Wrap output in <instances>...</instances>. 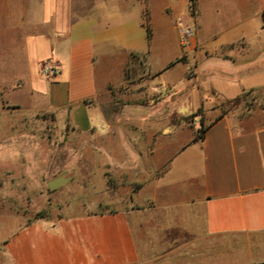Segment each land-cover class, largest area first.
<instances>
[{
  "label": "crops",
  "instance_id": "obj_1",
  "mask_svg": "<svg viewBox=\"0 0 264 264\" xmlns=\"http://www.w3.org/2000/svg\"><path fill=\"white\" fill-rule=\"evenodd\" d=\"M48 1L41 0V18L32 11L25 41L17 31L15 45L31 74L17 78L13 89L21 80L40 110L78 133L104 127L112 138L106 145L111 164L134 157L133 150L153 149L154 164L165 169L121 198L107 185L110 197L98 203L105 209L50 221L51 227L0 215V264H225L227 248L243 244L240 263L264 260V106L244 118L221 113L199 140L172 121L248 91L264 103V42L255 40L249 16L256 5L264 36V0H196L194 15L190 0H181L179 12L167 6L163 23L174 25L175 35L164 44L154 41L149 0H136L144 4L139 21L128 14L129 0ZM179 21L192 32L186 44ZM43 45L49 50L41 56ZM43 61L59 66L55 78L43 77ZM180 65L186 67L177 84L170 75ZM130 70L150 74L169 93L151 108L105 109L130 81Z\"/></svg>",
  "mask_w": 264,
  "mask_h": 264
},
{
  "label": "rangeland",
  "instance_id": "obj_2",
  "mask_svg": "<svg viewBox=\"0 0 264 264\" xmlns=\"http://www.w3.org/2000/svg\"><path fill=\"white\" fill-rule=\"evenodd\" d=\"M180 2L149 0L155 42L164 44L171 35L174 37V25L165 26L163 23L167 16L165 8L170 6L169 13L172 8L179 12ZM142 3L129 0L128 14L132 20L139 21ZM256 7L253 6L249 13L250 23L255 40L264 42V36L258 30ZM32 11L35 17H42L41 0H0V215L24 216L28 224L40 221L51 227L62 218L90 215L95 210L98 213L105 209L104 204L98 206L100 201L105 202L111 194L121 198L130 189L137 191L143 183L160 176L165 168L154 164L153 149L133 150L134 157L131 154L123 162L111 164L107 159L106 145L112 138L104 127L98 133H78L61 117L40 110L27 89H20L21 80L17 81V90L13 89L17 78L26 81L31 74L29 59L22 52L21 45H15V38L21 29L25 41L32 29ZM189 11L192 13L190 7ZM44 13L47 15L49 11ZM40 23V20L35 21V34L42 30ZM176 26L179 31L185 27L183 21ZM48 50L43 45L38 54L43 56ZM49 62L55 64L43 61L40 69ZM185 67L178 66L170 79L182 83ZM129 78L119 93H114L113 102L103 103L105 109H120L127 103L134 108H138L137 105L151 108L169 93L154 83L148 73L130 70ZM2 94L4 98L1 99ZM261 96L250 93L241 104L229 100L211 101L189 114L178 113L172 121L175 119L179 128L183 125L184 136L197 138L201 130L221 113H233L241 118L250 116L264 106ZM212 107L214 111L210 110ZM201 120L205 124L201 125ZM122 141L117 140V143L121 145ZM107 185L110 195L106 191ZM244 248V244L228 247L225 264H264V260L240 263L238 254L244 255Z\"/></svg>",
  "mask_w": 264,
  "mask_h": 264
},
{
  "label": "built area",
  "instance_id": "obj_3",
  "mask_svg": "<svg viewBox=\"0 0 264 264\" xmlns=\"http://www.w3.org/2000/svg\"><path fill=\"white\" fill-rule=\"evenodd\" d=\"M192 34L191 30L186 27L180 28V36H181V42L183 44H186L187 38ZM59 66L57 64L53 63H46L42 69L41 73L44 78L46 79H52L55 78L59 74Z\"/></svg>",
  "mask_w": 264,
  "mask_h": 264
},
{
  "label": "trees",
  "instance_id": "obj_4",
  "mask_svg": "<svg viewBox=\"0 0 264 264\" xmlns=\"http://www.w3.org/2000/svg\"><path fill=\"white\" fill-rule=\"evenodd\" d=\"M190 2H191V12L194 15L195 14V3H196V0H190ZM145 27H146V30H147L148 39H149V41H151L153 33H152V29H151L150 24H149L148 14L145 15ZM252 92L253 91L244 92L239 97H237V98H235L233 100H229V101L234 103V104H241L242 101L245 100V97L248 94L252 93ZM201 125H203V120H201ZM204 134H205V129L201 130V134L197 138H195V140L204 139Z\"/></svg>",
  "mask_w": 264,
  "mask_h": 264
}]
</instances>
